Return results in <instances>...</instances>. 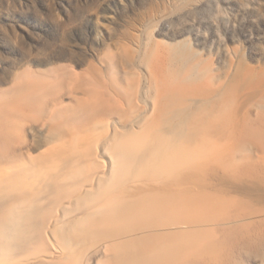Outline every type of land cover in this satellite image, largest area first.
Returning a JSON list of instances; mask_svg holds the SVG:
<instances>
[{"label": "bare ground", "instance_id": "obj_1", "mask_svg": "<svg viewBox=\"0 0 264 264\" xmlns=\"http://www.w3.org/2000/svg\"><path fill=\"white\" fill-rule=\"evenodd\" d=\"M101 62L0 89V264H264V68Z\"/></svg>", "mask_w": 264, "mask_h": 264}, {"label": "rangeland", "instance_id": "obj_2", "mask_svg": "<svg viewBox=\"0 0 264 264\" xmlns=\"http://www.w3.org/2000/svg\"><path fill=\"white\" fill-rule=\"evenodd\" d=\"M153 39L193 52L216 73L264 68V0H0V89L28 66L81 71ZM25 130L30 140L47 133Z\"/></svg>", "mask_w": 264, "mask_h": 264}]
</instances>
